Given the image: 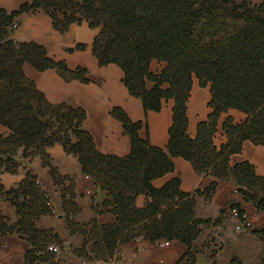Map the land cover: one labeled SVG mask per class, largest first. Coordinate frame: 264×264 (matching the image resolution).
Listing matches in <instances>:
<instances>
[{
    "label": "trees",
    "instance_id": "16d2710c",
    "mask_svg": "<svg viewBox=\"0 0 264 264\" xmlns=\"http://www.w3.org/2000/svg\"><path fill=\"white\" fill-rule=\"evenodd\" d=\"M38 12L47 14L61 33L84 22L97 29L92 51L99 64L119 65L130 93L142 99L146 110L159 111L164 100H174L166 149L153 145L149 136L142 138L143 122L115 107L111 113L130 135L131 150L123 157L105 154L83 127L84 108L48 100L26 74V64L39 71L56 69L66 79L89 78L85 67L70 68L52 57L44 44L12 37L22 14ZM84 47L81 43L76 49ZM154 60L163 63L159 72L151 69ZM195 78L210 87L212 111L191 137L187 101ZM230 109L243 111L246 118L235 122L228 117L223 123L228 139L217 146L219 118ZM246 140L264 144V0H22L14 10L0 7V170L16 172L20 158L41 159L60 191L70 233L84 236L75 252L89 264L118 260L120 244L139 238L150 243L179 240L187 250L178 264L183 259L194 264L192 246L204 227L222 223L229 208L237 206L230 204L215 218L197 215V197H209L219 179L233 177L244 199L264 210V176L248 160L230 162ZM56 143L76 155L83 172L108 191L111 198L104 207L116 216L112 224H80L71 218L80 207L74 178L60 174L47 151ZM175 156L218 180L193 193L181 190L177 177L154 187V179L173 171ZM38 181V174L28 169L17 185L7 188L0 183V197L16 207L18 217L11 222L0 214V236L18 233L30 243L23 264L51 261L56 253L48 250L50 243L65 249L58 234L37 226L41 216L53 213L50 195ZM139 194L147 197L143 207L136 204ZM256 233L264 239V226Z\"/></svg>",
    "mask_w": 264,
    "mask_h": 264
},
{
    "label": "crops",
    "instance_id": "0c3cea01",
    "mask_svg": "<svg viewBox=\"0 0 264 264\" xmlns=\"http://www.w3.org/2000/svg\"><path fill=\"white\" fill-rule=\"evenodd\" d=\"M21 1L0 0V7L14 10ZM96 32L97 29L84 22L75 23L67 32L61 33L54 28L47 14L38 12L22 14L19 17V26L13 30L12 37L18 41L33 40L42 43L48 52H53L52 57L66 61L70 68L81 66L88 70L89 81L84 82L80 79H66L56 69L39 71L30 64L25 65L26 74L35 80L38 88L45 93L51 103L66 102L86 110L87 117L83 127L92 134L96 147L101 152L123 157L131 150L130 135L124 130L122 122L111 113L115 107L122 108L131 120L143 122L139 130L142 138L149 136L153 145L166 149L173 122L174 100H164L159 111L146 110L142 99L130 93L123 80L124 71L119 65L99 64L92 51ZM81 43L85 45L84 49H76ZM69 47L75 48L74 51H68ZM162 66L163 63L156 60L151 63V69L155 72H159ZM211 97L210 87L201 86L199 80L195 78L187 101L188 134L191 137L197 135L198 124L206 120L212 111ZM228 117H232L235 122H241L246 118V114L239 109H230L221 114L218 131L214 137L217 146L228 139L223 129V123ZM47 151L59 173L74 178L75 200L80 211L71 218L80 224H89L93 220L100 225L112 224L116 216L110 209L104 207V202L111 198L108 191L83 172L78 157L66 152L60 143L48 147ZM19 160L21 164L16 172L0 170V183L10 188L25 177L28 169L37 173L40 184L50 195L48 205L53 211L52 214L41 216L37 226L51 229L53 233L59 235L64 244H68L61 253L55 254L51 261L42 264H84L83 257L75 252L76 248L82 246L84 236L81 233H70L66 216L61 212L60 191L54 185L48 168L42 166L39 157ZM172 160L173 171L154 179L152 181L154 187L161 188L166 182L177 177L180 179L181 190L193 193L206 189L212 182L218 180L213 175L199 173L191 161L181 156H175ZM247 160L255 166L258 175L264 176V144L246 140L242 150L230 156L231 164ZM146 202L145 194L137 196L138 207H143ZM233 203L246 211L250 218V227L237 230L235 228L237 219L230 215L220 224L206 225L192 246L195 252L194 264H264V239L256 233L264 226V210H258L253 202L244 199L237 191V183L233 177L219 179L215 191L209 197L206 195L197 197V215L202 218H215L221 214L222 209ZM95 206H98L99 211ZM0 214L9 217L11 222L18 218L16 207L2 196ZM60 214L63 215L62 218L59 217ZM216 243H219V247H216V254L212 256ZM29 247L30 243L22 239L18 233L0 236V264H23L25 252ZM186 250L187 245L179 240L161 245L139 238L120 244L117 258L120 264H178ZM180 264H187L186 259Z\"/></svg>",
    "mask_w": 264,
    "mask_h": 264
},
{
    "label": "built area",
    "instance_id": "2783aa9c",
    "mask_svg": "<svg viewBox=\"0 0 264 264\" xmlns=\"http://www.w3.org/2000/svg\"><path fill=\"white\" fill-rule=\"evenodd\" d=\"M229 215L231 217H234V218L237 219V223L235 225V228L237 230L240 231V230H243L245 228L250 227L251 222H250V218H249L248 214L246 213V211H241L238 206H232V207H230L229 208ZM157 242L159 244H161V245H167V244L170 243V240L161 239V240H159ZM216 247H217V245L215 244L214 248H216ZM48 250H50V251L55 252L56 254H58V253H61L62 248L59 245H57L56 243L53 242V243H50L49 244ZM117 263H118V260H115V259L114 260H111L109 262V264H117ZM84 264H87V261L86 260H84Z\"/></svg>",
    "mask_w": 264,
    "mask_h": 264
},
{
    "label": "rangeland",
    "instance_id": "374dc122",
    "mask_svg": "<svg viewBox=\"0 0 264 264\" xmlns=\"http://www.w3.org/2000/svg\"><path fill=\"white\" fill-rule=\"evenodd\" d=\"M19 26V24L15 27V28H17ZM70 48V47H69ZM69 48H67V50L69 49ZM69 51V50H68ZM49 54L51 55V56H53V52L52 51H49ZM162 68H163V66H162ZM162 68H160V69H162ZM216 238V237H215ZM216 245L219 247V243H216ZM215 250H217V248H215ZM87 261V260H86ZM84 262V261H83ZM87 264H89V261H87Z\"/></svg>",
    "mask_w": 264,
    "mask_h": 264
},
{
    "label": "water",
    "instance_id": "95a60500",
    "mask_svg": "<svg viewBox=\"0 0 264 264\" xmlns=\"http://www.w3.org/2000/svg\"><path fill=\"white\" fill-rule=\"evenodd\" d=\"M60 218H62L63 217V215L62 214H60V216H59ZM65 246H68V244L67 243H65L64 244ZM98 264H102V263H98ZM117 264H120V263H117Z\"/></svg>",
    "mask_w": 264,
    "mask_h": 264
}]
</instances>
